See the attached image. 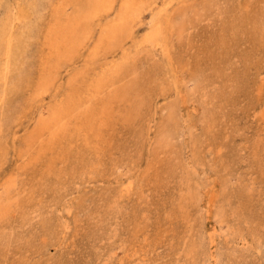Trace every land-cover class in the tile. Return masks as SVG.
<instances>
[{
  "label": "rangeland",
  "instance_id": "rangeland-1",
  "mask_svg": "<svg viewBox=\"0 0 264 264\" xmlns=\"http://www.w3.org/2000/svg\"><path fill=\"white\" fill-rule=\"evenodd\" d=\"M61 1L31 7L13 47L0 264H264V0H140L101 45L112 0L54 54ZM70 101L90 104L37 138Z\"/></svg>",
  "mask_w": 264,
  "mask_h": 264
},
{
  "label": "bare ground",
  "instance_id": "bare-ground-1",
  "mask_svg": "<svg viewBox=\"0 0 264 264\" xmlns=\"http://www.w3.org/2000/svg\"><path fill=\"white\" fill-rule=\"evenodd\" d=\"M140 2V0H122V7L117 14V22L105 27L100 33L101 45L104 44L105 40L116 38L121 30L126 28L128 19H131L135 11L138 10L135 5ZM110 3L112 0H82L81 2L80 0H62L55 5L53 4L55 9L52 13L53 21L47 33L50 53L61 54L66 48L68 50L73 49L76 44L80 43L81 37L89 35L93 25L92 19L102 10L107 9ZM40 6L41 0H0V111L4 108L6 101L13 47L17 42V34L23 31V26H25H22L21 22L28 18L32 11L31 7L37 10ZM32 14L34 17L39 15L37 11ZM155 34L156 32H151L145 35L144 41L149 40ZM96 49L98 51L100 48ZM47 72L50 71L47 70ZM103 81L104 79L100 78L98 83L102 85ZM47 82L48 74L42 80V83ZM89 104H78L73 101L66 105L58 104L51 111L49 118H45L40 123L36 137L40 138L45 130H48L51 138L57 136L66 128L72 115L76 117L82 115L85 113L84 111L88 110Z\"/></svg>",
  "mask_w": 264,
  "mask_h": 264
}]
</instances>
